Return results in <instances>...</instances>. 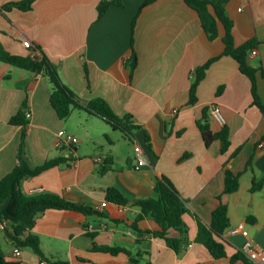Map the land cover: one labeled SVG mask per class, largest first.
<instances>
[{"label":"crops","instance_id":"obj_1","mask_svg":"<svg viewBox=\"0 0 264 264\" xmlns=\"http://www.w3.org/2000/svg\"><path fill=\"white\" fill-rule=\"evenodd\" d=\"M16 1L21 0H0L4 47L27 56L24 40H31L83 102L102 98L116 114H132L140 127L133 129L131 140L84 109L74 108L62 119L51 104L53 84L47 76L0 60V181L17 163L22 132V126L9 120L26 103L31 112L26 139L31 164L59 156L68 161L25 178L21 189L26 194L54 192L99 212L56 208L43 212L32 232L39 236L45 260L30 248L16 255L9 233L0 229L6 258L21 264H247L231 260L246 241L243 234L231 232L241 223L264 249V184L252 189L264 179V111L254 104L251 79L240 71L238 61L222 55L223 27L217 38L209 39L198 12L186 0H155L145 7V0H124V6L113 4L102 16L101 0H35L29 10L3 9ZM227 13L234 22L236 45L257 41V53H249V63L257 69V91L264 103V0H228ZM132 41L138 54L133 73L128 65ZM216 56L220 57L198 85L197 102L189 104L195 69ZM220 86L223 90L217 94ZM213 104L220 106L229 128L226 152L219 139L207 147L198 125L206 108L213 132L222 130L224 125L209 112ZM60 130L79 138L76 156L70 145H60L64 141ZM134 140L132 150L129 141ZM136 143L144 147L148 160L140 168ZM105 159L111 168L102 172ZM227 168L240 174V187L232 193L225 192ZM162 175L171 179L191 211L184 214L190 243L181 255L164 239L133 227L137 222L141 230L158 228L150 217L137 221L140 207L107 199L111 187L130 200L147 198ZM222 202L230 219L223 236L227 256L215 258L196 237L199 220L210 224ZM95 244L124 247L130 254L95 250Z\"/></svg>","mask_w":264,"mask_h":264},{"label":"trees","instance_id":"obj_2","mask_svg":"<svg viewBox=\"0 0 264 264\" xmlns=\"http://www.w3.org/2000/svg\"><path fill=\"white\" fill-rule=\"evenodd\" d=\"M35 0H21L7 3L3 6L4 10L18 7L22 10H29ZM155 0H145L142 7ZM228 0H186V3L195 9L200 17L202 26L209 39L213 40L220 34V27H223V42L225 48L222 55H231L238 63L240 71L246 74L252 82V93L254 104L264 111L262 102L256 85L257 69L249 63V53L256 46L257 41L250 39L241 45H236L233 26L234 22L227 13ZM117 4L124 6V0H101L98 4V14L102 16L111 5ZM136 18L134 19V26ZM39 50V52H33ZM30 54L27 56L13 54L9 52L0 42V60L21 69H26L35 74H43L49 78L53 84L51 93V104L62 119L68 118L74 108H80L95 114L108 122L114 129H119L125 135L133 139V129L139 128V125L133 123V115L127 113L120 116L114 112L106 100L96 98L88 103L81 100L78 94L67 85L59 74L58 67L41 47L33 45L29 48ZM220 56L211 58L206 63L198 66L193 73V80L190 88L189 104H195L198 100L197 88L201 80L206 76L207 69ZM128 65L133 73L138 66V54L132 41V51L128 59ZM223 86L218 88L217 94H220ZM28 106L26 103L15 113L9 120L10 124L22 126L21 138L17 153V163L15 167L7 173L0 181V219L7 220L6 231L9 233L15 248H30L37 253L41 259L45 260L46 256L41 248L39 236L32 232L38 217L48 209H67L75 210L86 214L99 213L97 210L83 204L67 200L63 196L46 192L40 194H26L21 189L22 181L25 178L38 176L45 170L61 165L68 161L65 156L47 159L43 164L34 166L31 164L26 153V139L29 130L30 117L27 115ZM210 111V108H209ZM205 145L210 146L213 141H221L222 152H226L231 144L229 128L224 125L219 132H213L209 122L208 109H204L202 118L198 121ZM146 144L151 150V137L146 132ZM187 155L184 156V158ZM111 168V161L105 159L102 172ZM264 179L255 183L253 190L261 188ZM240 187V174L233 172L230 168L225 172V192L232 193ZM107 199L121 204H134L141 208V214L137 221L150 217L158 224L155 230H141L138 223L135 222L133 227L141 232L151 233L154 237L164 239L166 243L173 248L178 254H183L187 249L189 239V226L184 219L185 213H191L187 206L186 200L181 196L171 179L165 175L157 176L153 195L147 198L130 200L126 198L117 188L107 189ZM230 226L228 206L221 203L212 214L210 224H205L199 220V230L196 241L203 244L215 258L227 256L226 244L223 236ZM88 230V226H85ZM94 236V234H91ZM95 250L118 254L120 252H130L119 246H100L95 244ZM232 261L242 260L247 264L251 263L242 252H237L231 256ZM0 264H21L20 261L8 260L0 247ZM52 264H59L52 262ZM150 264V263H147Z\"/></svg>","mask_w":264,"mask_h":264},{"label":"built area","instance_id":"obj_3","mask_svg":"<svg viewBox=\"0 0 264 264\" xmlns=\"http://www.w3.org/2000/svg\"><path fill=\"white\" fill-rule=\"evenodd\" d=\"M24 46H26L28 49L33 46V43L31 40H24ZM35 52H39V50L36 49ZM257 49L253 48L250 52V54H256ZM210 114L212 117H214L216 120H218L221 124L226 123V118L224 114L222 113V110L220 106L217 104H213L210 107ZM27 115L31 117V112L28 111ZM59 136L61 138H64L63 144L60 145H70V152L72 156H76V147L75 145L79 142V138L73 134L67 133L66 130H60L59 131ZM262 146V143H261ZM135 153L137 156V168H140L141 166L147 164V156H146V151L144 147L140 143L135 144ZM108 204L107 201H104L102 203V206H106ZM7 226V220L5 219H0V229H6ZM93 227L89 226L88 230H92ZM232 233H241L246 237V241L241 248V252L245 255V257L253 264H264V249L259 247L253 239L249 236V231L245 227L244 223L239 224L237 227H234L231 229ZM16 255H21V250L16 249Z\"/></svg>","mask_w":264,"mask_h":264},{"label":"rangeland","instance_id":"obj_4","mask_svg":"<svg viewBox=\"0 0 264 264\" xmlns=\"http://www.w3.org/2000/svg\"><path fill=\"white\" fill-rule=\"evenodd\" d=\"M105 139V138H104ZM106 140V139H105ZM130 142V144H131V149L133 150V148H134V143H135V140L134 141H129ZM124 147H126V148H128V146H124Z\"/></svg>","mask_w":264,"mask_h":264}]
</instances>
